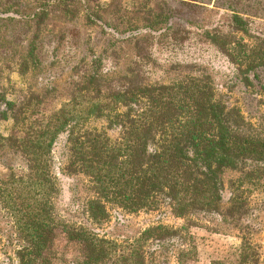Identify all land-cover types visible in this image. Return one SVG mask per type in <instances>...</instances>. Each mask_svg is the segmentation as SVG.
Segmentation results:
<instances>
[{
    "label": "trees",
    "instance_id": "16d2710c",
    "mask_svg": "<svg viewBox=\"0 0 264 264\" xmlns=\"http://www.w3.org/2000/svg\"><path fill=\"white\" fill-rule=\"evenodd\" d=\"M216 3L217 9L231 11L228 31L214 29L207 37L250 85V74L264 68V36L238 38L236 34L250 30L248 16ZM64 11L72 14L66 7ZM145 14L161 16L149 10ZM47 16L44 10L31 13L36 31ZM145 23L151 30L148 20ZM183 33L164 26L167 37ZM33 39L23 62H18L22 76L36 62ZM98 64H91L67 101L54 109L46 107L43 93L31 91L17 100L0 97V119L10 121V131L20 134L0 135V148L22 163L17 169L8 166L9 174L0 178V204L23 243L15 253L17 264H51L56 231L80 247L71 264H192L197 248L190 229L197 226L198 217L217 215L238 222L247 214L244 185L264 176V136L247 132L239 110L216 98L207 76L187 73L170 82H148L135 67L130 76L112 79ZM114 131L117 135L110 136ZM62 134L67 136L65 171L86 179L90 195L84 213L96 229L109 222L115 208L130 214L166 208L183 223L149 225L118 241L63 221L55 214L59 185L52 159V148ZM225 171L240 176L230 184V202L223 212ZM241 239L235 264H258L255 248Z\"/></svg>",
    "mask_w": 264,
    "mask_h": 264
},
{
    "label": "rangeland",
    "instance_id": "374dc122",
    "mask_svg": "<svg viewBox=\"0 0 264 264\" xmlns=\"http://www.w3.org/2000/svg\"><path fill=\"white\" fill-rule=\"evenodd\" d=\"M214 1L202 4L189 0H0V97L17 100L31 91L43 93L46 107L54 109L67 101L73 85L91 70L93 62H99L101 73L112 79L130 76L135 67L145 73L148 82H170L192 73L207 76L216 98L239 110L247 132L264 136V68L250 74L251 83L245 85L235 65L211 44L207 34L214 29L227 32V14H231L217 9ZM220 5L248 16L250 30L246 35L236 34L238 38L250 41L264 36V0H217L216 6ZM65 7L74 14L72 19ZM42 10L48 16L36 31L30 16ZM148 10L161 16L148 17ZM8 12L28 17H15ZM145 19L152 25L151 30L144 27ZM166 24L184 33L167 37ZM32 39L36 62L22 76L18 62H23ZM138 39L141 44L136 48ZM10 125V121L0 119V135L20 136L10 131ZM109 135L115 137L117 131ZM66 139L65 134L60 135L52 148L53 171L59 185L54 208L63 221L118 241L132 238L149 225L183 223L166 208L139 214L115 208L109 222L96 229L84 213L90 195L86 179L65 171ZM21 165L19 158L0 148V178L9 174L8 166L17 169ZM239 176L234 171H225L222 176L223 212L229 206L230 184ZM244 189L247 214L238 222L217 215L198 217L197 226L190 229L197 248V260L192 264H235L241 238L255 248L258 264H264V176L244 185ZM22 244L0 204V264H17L15 253ZM52 251L51 264H71L80 255V247L68 242L60 231L55 232Z\"/></svg>",
    "mask_w": 264,
    "mask_h": 264
}]
</instances>
